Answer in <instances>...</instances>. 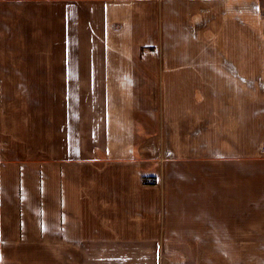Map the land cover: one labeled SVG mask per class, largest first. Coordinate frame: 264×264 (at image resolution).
Here are the masks:
<instances>
[{
  "label": "crops",
  "instance_id": "obj_1",
  "mask_svg": "<svg viewBox=\"0 0 264 264\" xmlns=\"http://www.w3.org/2000/svg\"><path fill=\"white\" fill-rule=\"evenodd\" d=\"M264 264V0H0V264Z\"/></svg>",
  "mask_w": 264,
  "mask_h": 264
},
{
  "label": "rangeland",
  "instance_id": "obj_2",
  "mask_svg": "<svg viewBox=\"0 0 264 264\" xmlns=\"http://www.w3.org/2000/svg\"><path fill=\"white\" fill-rule=\"evenodd\" d=\"M160 264H162L165 260H167V255L161 251L159 254Z\"/></svg>",
  "mask_w": 264,
  "mask_h": 264
}]
</instances>
